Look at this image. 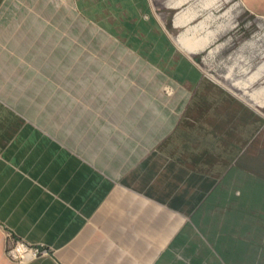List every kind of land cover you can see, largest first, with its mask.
Returning <instances> with one entry per match:
<instances>
[{
  "label": "crops",
  "instance_id": "crops-1",
  "mask_svg": "<svg viewBox=\"0 0 264 264\" xmlns=\"http://www.w3.org/2000/svg\"><path fill=\"white\" fill-rule=\"evenodd\" d=\"M146 1L73 3L94 27L116 42L144 45L129 47L177 86L196 91L197 82L170 76L177 65L188 74L194 69L151 24ZM114 25L129 26V40ZM142 28L164 41L162 58L171 55L172 70L161 65ZM8 62L1 49L0 264H14L5 256V231L48 250L27 264H229L215 249L218 235L210 236L209 220L218 204L229 206L232 189L239 198L246 184L260 186L245 156L264 148L263 116L220 92L228 103L222 114L234 109L231 118H83L89 106L82 101L74 108L64 84L40 89L43 77L36 75L44 70ZM28 98L34 106L59 108L64 101L65 118H29L17 109ZM252 197L262 203L260 192ZM261 213L251 217L259 221ZM249 228L254 231L255 223ZM261 246L262 238L258 252ZM252 264H264L262 254Z\"/></svg>",
  "mask_w": 264,
  "mask_h": 264
},
{
  "label": "trees",
  "instance_id": "trees-1",
  "mask_svg": "<svg viewBox=\"0 0 264 264\" xmlns=\"http://www.w3.org/2000/svg\"><path fill=\"white\" fill-rule=\"evenodd\" d=\"M142 32L146 31L142 29ZM108 38L82 17L73 0H5L0 6V50L8 52V66L44 70L45 75H36V78L43 77L40 89H48L45 86L47 84L69 85H62L66 89L65 92L74 95V99L69 100V103L73 104L74 108L82 106V101L89 106V114L83 118H129V106L136 104L129 103V91L127 94L124 92L125 95H118L119 88L106 86V83H113L118 78L122 83L116 86L127 85L123 82L133 81L140 88L136 96V99L140 100L137 104L140 105L139 111H136V115H131V118H178L174 116L173 106L160 92L165 81L153 76L142 60L141 62L131 55L126 50L129 45L122 46L123 44L111 42ZM149 44L157 47L158 51L155 50V53L164 56V41L160 37L157 40L152 38ZM60 53L65 55V61L57 57ZM129 65L135 66L134 72L129 73ZM170 76L179 82L187 79L194 84L198 81L197 73L191 71L188 74L181 68H176L175 73ZM26 82L38 85V81ZM33 85L28 88L32 89ZM126 87L129 89V86ZM209 87L211 83L206 80L201 82L185 110V118L191 115L192 118L232 117L234 109L229 110L228 114H222V111L227 109L223 106L224 102H227L226 97L219 96V92L214 94ZM177 93H180V98H175L176 101L187 100V94L180 91ZM78 94L80 100H77ZM143 96L148 100L149 107H142L146 105L141 101ZM114 100L121 102L119 108L113 104ZM24 103L28 105L17 109L29 118H65L64 101L60 105L63 107L59 108L55 107L58 105L34 106L30 98ZM140 109L145 113H141ZM191 111H194V114H191ZM258 154L260 155L254 157L247 153L245 161L250 172L261 179L260 186L253 188L246 184L239 189V198L233 196L232 189L229 209L221 213L222 208L228 207L226 204H218L212 220H209L212 228L210 236L218 235L215 249L217 248L229 264H239L238 261L243 255H247L244 264H252L257 255L262 254L264 257V148ZM253 163L254 166H251ZM259 192L262 203L254 202L252 197ZM259 209L262 213L258 221L251 216ZM245 215L249 217H243ZM254 223L255 230L251 232L249 227ZM205 225L206 218L203 219V229ZM261 238L262 251L258 252ZM223 244L227 248L224 251L220 248Z\"/></svg>",
  "mask_w": 264,
  "mask_h": 264
},
{
  "label": "rangeland",
  "instance_id": "rangeland-1",
  "mask_svg": "<svg viewBox=\"0 0 264 264\" xmlns=\"http://www.w3.org/2000/svg\"><path fill=\"white\" fill-rule=\"evenodd\" d=\"M146 4L149 10V15L146 16L149 17L152 25L156 24L159 35L160 33L166 34L164 35L172 45L174 55L182 58L183 62L187 61V64H190V68L197 72V88L203 80H206L211 83L209 89L214 94L224 92L238 104L245 105L264 117V110H261L264 109V0H147ZM179 18L184 24L182 25L183 28L177 29L175 28V23ZM113 29L117 31V34L125 36L129 40V26L114 25ZM144 30L146 31L144 34H147V37H145L152 40L148 28ZM130 31L132 32L133 29ZM133 32L136 33V28ZM188 32H191L201 42V47L196 49L197 52H195L196 50L192 52L187 50L181 39H179V35H186ZM108 37L111 42H116L112 37ZM170 37L174 42H172ZM125 43V45L129 46L133 44ZM125 45L123 44L122 46ZM133 45L135 46V44ZM137 46L139 50L144 48V45L138 44ZM137 46L135 47L137 48ZM151 46L153 50L158 51L154 44ZM173 46H176L189 58L193 57V62L186 59ZM126 50L135 58L142 60L143 62H141L150 68L153 76L156 78L160 77L165 81V84L161 85L160 92L165 95L167 102L173 106L174 116L183 118L195 91L191 92L187 88H185L186 90L182 89L171 78L165 77L157 68L147 64L145 59L139 57L137 52L132 51L130 47H127ZM75 55H77L76 52ZM157 55L163 60L161 64L163 67L169 66L171 70L173 69L174 64H171V55L165 59L162 58L160 53H157ZM57 57L61 61L66 60L64 59V54H57ZM178 66L176 68H180ZM134 69V65H129V73L134 72ZM146 75L143 74V76ZM121 83L122 81L118 78L113 83H106V86L119 88L117 91L118 95H125L129 91V103H136L129 106V118H131V115H136L139 111L140 105L137 104L140 103V100L136 99V96L139 94L137 90L140 88L133 81H129V83L123 82L127 85L116 86V84ZM243 85L247 86V89L243 88ZM126 86H129V89ZM179 91L188 95L187 100L176 101L177 98H180V93H177ZM137 101L139 102L137 103ZM141 101L146 104L142 107L150 106L144 96ZM120 103L119 100L113 101L117 108H119L118 105ZM257 103L263 105V107L257 108ZM182 105L183 109L180 110ZM223 106L224 108L227 107L228 103L224 102ZM216 107L220 106L216 105ZM177 112L178 115H176ZM141 113H145L143 109ZM191 114H194V111H191ZM187 118H192V115Z\"/></svg>",
  "mask_w": 264,
  "mask_h": 264
},
{
  "label": "built area",
  "instance_id": "built-area-1",
  "mask_svg": "<svg viewBox=\"0 0 264 264\" xmlns=\"http://www.w3.org/2000/svg\"><path fill=\"white\" fill-rule=\"evenodd\" d=\"M4 236L6 240L5 256L14 264H27L49 254L48 250L42 246L17 239L9 231H5Z\"/></svg>",
  "mask_w": 264,
  "mask_h": 264
},
{
  "label": "bare ground",
  "instance_id": "bare-ground-1",
  "mask_svg": "<svg viewBox=\"0 0 264 264\" xmlns=\"http://www.w3.org/2000/svg\"><path fill=\"white\" fill-rule=\"evenodd\" d=\"M196 14V13H195ZM206 17V16H205ZM184 24V22L181 20V18H179V19H177L176 20V23H175V28H177V29H179L180 27H182V25ZM183 28V27H182ZM188 28V27H187ZM189 29V28H188ZM187 29V30H188ZM192 30H194L193 28H192ZM186 33V32H185ZM182 34V33H181ZM179 39H181V41L183 42L182 44L184 45V47L187 49V50H189L190 52H192V51H194V50H196V49H198V48H200L201 47V42L199 41V40H197L196 38H195V36L194 35H192L191 34V32H188L186 35H179ZM197 37V36H196ZM199 37V36H198ZM204 39V38H203ZM202 39V40H203ZM201 40V39H200ZM205 40V39H204ZM180 48V47H179ZM195 52H197V50L195 51ZM184 54V53H183ZM243 88H246L247 89V86H245V85H243ZM242 88V89H243ZM257 106V108H262L263 107V105H261V104H259V103H257L256 104Z\"/></svg>",
  "mask_w": 264,
  "mask_h": 264
}]
</instances>
